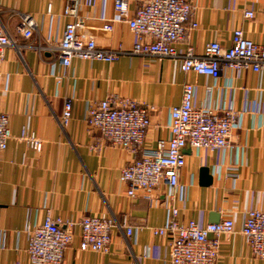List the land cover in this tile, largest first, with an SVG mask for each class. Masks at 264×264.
<instances>
[{
  "label": "crops",
  "instance_id": "obj_1",
  "mask_svg": "<svg viewBox=\"0 0 264 264\" xmlns=\"http://www.w3.org/2000/svg\"><path fill=\"white\" fill-rule=\"evenodd\" d=\"M115 0H0V24L16 40L20 50L8 48L3 70L10 74L9 88L0 85V111L11 117L13 136L0 151V264H32L26 253L29 228L40 224L51 208L55 215L78 220L85 214H113L118 226L113 231L110 253L83 251L79 248L80 230L67 249L63 264H170L166 237L154 235L152 228L162 226L167 210L162 204L163 190L132 198L120 180L122 168L133 153L104 142L89 129L85 116L91 103L110 95L128 96L154 104L146 144L168 137L169 110L182 100L183 83H196L195 103L210 102L217 107L233 105L242 114V127L234 130L232 142L240 146L237 178L228 175L227 167L236 165V153L187 147L186 167L180 181L188 186L187 199L180 202V219L210 222V214L233 217L236 231L221 236L220 264H264L253 256L240 232L249 208H264V69L228 71L215 79L194 72L184 73L172 59L123 55L117 61L75 59L69 68L58 64L50 52L25 47L49 34L60 35L65 24L77 20L79 30L91 33L98 44L113 48L122 44L132 48L136 40L127 22L118 20ZM144 0H129L135 11ZM200 27L179 44L197 51L212 40L230 46L232 33L242 28L245 35L264 44V0H192ZM76 8V16L66 13ZM51 6V11L48 8ZM246 9L254 16L247 18ZM30 13L37 21L36 37L25 41L16 32L21 14ZM115 20L112 31L103 24ZM211 86L212 92L207 90ZM65 96L73 97V116L63 128L59 118ZM24 128L43 139L36 151L20 139ZM210 168L213 183L200 184V169ZM134 233L126 235L125 227Z\"/></svg>",
  "mask_w": 264,
  "mask_h": 264
},
{
  "label": "built area",
  "instance_id": "obj_2",
  "mask_svg": "<svg viewBox=\"0 0 264 264\" xmlns=\"http://www.w3.org/2000/svg\"><path fill=\"white\" fill-rule=\"evenodd\" d=\"M114 4L118 20L127 22L136 36L130 49H125L122 44L113 48L100 46L93 34L79 30L82 24L76 19L67 22L62 33L56 36L51 23L44 40L39 38L37 43L24 46L50 52L64 68H69L75 59L112 63L123 55H136L176 60L186 74L194 72L215 79L226 76L228 71L261 72L264 69V44L248 38L242 28L234 29L230 46L223 45L220 40H212L202 51H197L192 45L184 51L179 50V44L201 24L192 0H144L133 12L129 0H115ZM48 11H51V6ZM66 13L76 16V8L68 5ZM244 15L251 18L254 11L246 9ZM114 21L106 22L101 29L112 31ZM37 27L36 18L23 13L16 24V32L26 42L33 41ZM11 47L20 50L16 40L0 24V85L5 91L9 88L10 74L3 70V66L6 52ZM212 89L207 87L210 93ZM196 93V83L186 80L181 103L169 110V136L158 138L153 146L146 144V138L153 125V115L157 112L154 104L128 96L110 95L91 103L85 116L88 128L102 138L93 150H99L106 142L133 153V159L120 174L129 197L165 189L161 202L167 210L166 221L162 226L153 227L152 231L154 235L168 239L170 264H220L221 236L236 231L233 217L206 223L193 218L180 219L178 204L184 202L188 195V186L180 181L187 164L185 148L227 151L230 156L236 153V165L227 167L228 175L233 179L238 176L240 164L238 153L241 148L232 142V134L242 127L241 112L226 102L217 107L210 102L197 105ZM72 116L73 97L65 96L60 125L66 128ZM12 136L11 117L0 111V151L7 148ZM20 139L31 149H42L43 139L28 128L23 129ZM117 226L113 214H85L74 220L55 215L51 208H47L44 220L28 229L30 239L26 253L32 264H63L75 228L80 230L81 250L110 253L113 231ZM125 228L127 236L135 231L133 226ZM240 232L253 256L264 260V208L247 209Z\"/></svg>",
  "mask_w": 264,
  "mask_h": 264
},
{
  "label": "water",
  "instance_id": "obj_3",
  "mask_svg": "<svg viewBox=\"0 0 264 264\" xmlns=\"http://www.w3.org/2000/svg\"><path fill=\"white\" fill-rule=\"evenodd\" d=\"M213 183V174L211 173V170L207 166H203L200 169V184L202 186H210ZM219 217L218 214L215 212H212L210 214V222H218Z\"/></svg>",
  "mask_w": 264,
  "mask_h": 264
}]
</instances>
